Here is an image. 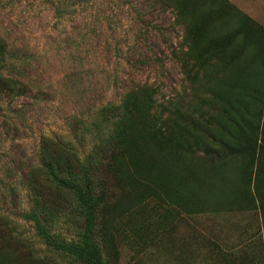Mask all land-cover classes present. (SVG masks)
<instances>
[{"label":"rangeland","instance_id":"1","mask_svg":"<svg viewBox=\"0 0 264 264\" xmlns=\"http://www.w3.org/2000/svg\"><path fill=\"white\" fill-rule=\"evenodd\" d=\"M0 41V264H80L26 218L79 246L62 184L85 179L104 264H264V24L225 0H0Z\"/></svg>","mask_w":264,"mask_h":264},{"label":"trees","instance_id":"2","mask_svg":"<svg viewBox=\"0 0 264 264\" xmlns=\"http://www.w3.org/2000/svg\"><path fill=\"white\" fill-rule=\"evenodd\" d=\"M4 52L5 46L0 41V70L5 64L4 59ZM17 89V84L11 78H5L0 74V97L8 96L11 93L15 92ZM183 94V95H182ZM182 94H172L168 99L167 103L174 105L177 99H182V107L188 114L189 110L191 109L186 100L187 95L182 92ZM182 95V96H181ZM167 99V100H168ZM172 102V103H171ZM187 118V115L186 117ZM213 143L220 146L222 149L230 151L228 145L220 140H211ZM56 182H62L56 180ZM83 187L72 186L69 184H62L66 189L73 192L76 197L78 208L81 212L82 217V234H81V244L79 246H59L54 244L45 232L42 230L38 219L35 216H29L26 219L31 221L41 239L46 243L48 247H52L62 251L74 258L80 264H104L101 258V254L94 243V228H95V221H96V211L100 205L99 199L95 197L92 193L88 180H84Z\"/></svg>","mask_w":264,"mask_h":264},{"label":"crops","instance_id":"3","mask_svg":"<svg viewBox=\"0 0 264 264\" xmlns=\"http://www.w3.org/2000/svg\"><path fill=\"white\" fill-rule=\"evenodd\" d=\"M239 12L264 24V0H225Z\"/></svg>","mask_w":264,"mask_h":264}]
</instances>
